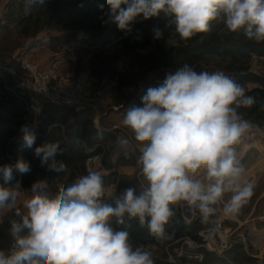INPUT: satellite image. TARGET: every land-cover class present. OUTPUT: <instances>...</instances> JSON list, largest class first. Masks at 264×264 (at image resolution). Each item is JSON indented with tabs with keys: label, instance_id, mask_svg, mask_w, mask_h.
Returning <instances> with one entry per match:
<instances>
[{
	"label": "clouds",
	"instance_id": "obj_1",
	"mask_svg": "<svg viewBox=\"0 0 264 264\" xmlns=\"http://www.w3.org/2000/svg\"><path fill=\"white\" fill-rule=\"evenodd\" d=\"M44 6L45 0H25V14ZM99 7L125 33L138 21L159 19L164 29L154 28V38L167 30L171 46L177 40L169 37L187 42L209 33L214 23L264 43V0H104ZM256 104L222 70L198 72L185 63L167 71L121 119L139 149L136 163L145 184L139 190L126 187L118 196H109L99 171L55 191L47 179L24 190L16 177L31 172L30 162L20 157L0 165V210L15 209L19 217L10 221L13 244L0 249V264H155L150 249L131 242L133 221L163 240L176 207L198 213L202 224L221 211L235 218L254 194L237 146L252 127L241 109ZM20 132L21 150L32 149L33 127L22 125ZM60 144L36 146L34 156L49 171L66 174L68 166L56 158L63 154Z\"/></svg>",
	"mask_w": 264,
	"mask_h": 264
},
{
	"label": "rangeland",
	"instance_id": "obj_2",
	"mask_svg": "<svg viewBox=\"0 0 264 264\" xmlns=\"http://www.w3.org/2000/svg\"><path fill=\"white\" fill-rule=\"evenodd\" d=\"M17 3L25 4V0H0V65L17 56L47 72L75 79L84 74L89 79L84 109L75 112L63 107L69 109L66 123L53 125L63 149L56 158L68 166L66 174L62 172L54 184L49 182L53 191L90 171L101 173L109 196H118L129 186L139 190L145 184L136 163L137 144L120 122L127 107L139 105L146 90L162 83L169 70L185 63L198 72L222 70L243 85L247 95L259 91L257 104L241 109L243 118L252 125L242 143L254 147L250 152H238L254 184L247 205L235 218L218 212L210 224H202L198 213L176 207L173 219L186 226L183 236L143 246L153 252L155 264H264V246L253 237L256 229L264 242V108L260 105L264 101V43L231 34L222 24L214 23L209 33L187 42L175 35L169 37L177 40L171 46L166 43L167 30L163 38H154V28L164 29L156 18L134 23L129 33L119 30L108 21L107 9L99 7L104 0H45L44 7H36L30 14ZM187 57L191 59L185 61ZM0 91L3 93L1 85ZM25 108L26 120L10 137L0 139V162L13 160L8 145L21 142L22 125L32 126L36 137L40 134L46 107L38 123ZM121 138L130 143L122 145ZM31 178L21 179L24 190L30 189ZM13 219H19L15 209L0 210V233L8 237L7 241L0 238L4 250L13 244L9 234ZM130 240L134 246L142 245Z\"/></svg>",
	"mask_w": 264,
	"mask_h": 264
},
{
	"label": "built area",
	"instance_id": "obj_3",
	"mask_svg": "<svg viewBox=\"0 0 264 264\" xmlns=\"http://www.w3.org/2000/svg\"><path fill=\"white\" fill-rule=\"evenodd\" d=\"M16 57L0 65V78L6 80L9 77L16 83V89L10 91L25 104L34 123L40 121L47 105L70 107L75 112L84 109V96L89 85L86 75L80 74L76 79L71 75H57L39 69L27 58ZM187 241L193 248L197 247L191 240Z\"/></svg>",
	"mask_w": 264,
	"mask_h": 264
},
{
	"label": "crops",
	"instance_id": "obj_4",
	"mask_svg": "<svg viewBox=\"0 0 264 264\" xmlns=\"http://www.w3.org/2000/svg\"><path fill=\"white\" fill-rule=\"evenodd\" d=\"M0 85L3 88V93H1L0 91V119L4 121L6 120V124L0 128V139H6L15 132V130L20 126L23 120H26L28 114L27 111L25 113L22 110V107H24V109L26 110L25 105L17 100L10 91L16 89V83L12 79L7 77L6 80H2L0 78ZM59 110L60 111L57 112L50 107L46 108L44 112L43 126L39 129L40 134L36 137L33 148L21 150L20 141L14 144H9L8 146H10L9 150L11 152V158L13 160H4L5 162H0V165L14 164L18 158L23 157L24 159L29 161L31 165V172L27 175H24L25 179L29 177L31 178V176H33L34 178H31V180H34V182L39 179H47L48 182L54 184L56 178H58L62 172L57 173L54 171H49L46 167H42L40 165L39 159L34 156V149L36 146L42 145L44 143L57 141L56 139L58 138V136L53 130L54 122L58 121L60 123H66L67 118L65 116V113L69 109L62 107L59 108ZM45 129H47L46 132ZM1 142L2 141H0V145ZM16 179L22 181L21 179H23V176L21 177L17 175ZM0 183H3V181L0 180ZM57 184H60V182H57Z\"/></svg>",
	"mask_w": 264,
	"mask_h": 264
},
{
	"label": "trees",
	"instance_id": "obj_5",
	"mask_svg": "<svg viewBox=\"0 0 264 264\" xmlns=\"http://www.w3.org/2000/svg\"><path fill=\"white\" fill-rule=\"evenodd\" d=\"M17 5L25 9L24 3H17ZM188 59L191 58L187 57L184 60L187 61ZM250 95L253 97H257L259 95V91L253 90L250 92ZM48 107H50L53 110H56L57 112L60 111L59 108H62L53 105H47L46 108ZM5 121L0 119V128L6 124ZM184 229H186V226H184L181 222L179 221L176 222L174 219H172L171 223L166 226V233H167L166 238L179 239L183 236ZM130 233H131L130 238L133 240V242H137L138 244H142V245H154V246L159 245L158 239L150 236L146 228L140 227L139 224L135 223L134 221L132 222ZM0 238L5 239L6 241L8 240V237L2 233H0ZM0 249H5L4 243L1 244Z\"/></svg>",
	"mask_w": 264,
	"mask_h": 264
},
{
	"label": "bare ground",
	"instance_id": "obj_6",
	"mask_svg": "<svg viewBox=\"0 0 264 264\" xmlns=\"http://www.w3.org/2000/svg\"><path fill=\"white\" fill-rule=\"evenodd\" d=\"M253 146H250V145H245V144H243V143H241V144H239L238 146H237V149H238V152H242V154H243V152H250L253 148H252ZM238 155H239V153H238ZM257 232V230L256 229H253V237L257 240V243L258 244H261L262 246H264V242H260V239L258 238V236L260 235V234H258V233H256ZM251 236V235H250ZM256 242V241H255ZM261 246V247H262ZM260 248V247H259Z\"/></svg>",
	"mask_w": 264,
	"mask_h": 264
}]
</instances>
